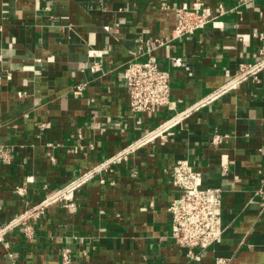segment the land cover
<instances>
[{
    "label": "crops",
    "instance_id": "0c3cea01",
    "mask_svg": "<svg viewBox=\"0 0 264 264\" xmlns=\"http://www.w3.org/2000/svg\"><path fill=\"white\" fill-rule=\"evenodd\" d=\"M168 1L223 13L174 37L157 0H0V264H63L64 249L68 264H264V64L236 77L240 64L264 63V0ZM156 37L170 39L152 54L174 104L133 112L124 67ZM176 112L170 134L96 167ZM214 131L229 135L213 145ZM181 158L221 190L222 237L193 256L167 210ZM86 171L69 198L49 200Z\"/></svg>",
    "mask_w": 264,
    "mask_h": 264
},
{
    "label": "built area",
    "instance_id": "2783aa9c",
    "mask_svg": "<svg viewBox=\"0 0 264 264\" xmlns=\"http://www.w3.org/2000/svg\"><path fill=\"white\" fill-rule=\"evenodd\" d=\"M239 1L241 4H245L252 0ZM157 5L160 9L172 13L174 18L172 36L174 37L191 35L198 28L209 22L216 23L214 19L217 15L223 13L221 5H218L216 9L217 14L214 15L210 7L199 2H194L191 5L187 3L174 5L168 0H157ZM169 41V37L154 38L149 42L144 59L139 60L136 57L125 65L123 76L126 85L128 107L131 111L154 113L161 108L173 107L169 72L158 66L156 57L152 54L153 49ZM260 54L263 57L262 59H264V47H262ZM171 60L174 65L181 64L179 57H172ZM96 64V62H93L90 69L94 70ZM263 64V62L240 64L236 77H243L248 74L256 77V70ZM85 84L84 82L77 83L74 87L75 93L81 94ZM178 115L179 112H176L171 118L164 119L150 131L147 137L123 149L120 153L110 156L106 162H100L96 167L126 160L128 152L134 146L150 140L153 136L160 135L163 137L166 134H170V128L178 119ZM40 126H43V124ZM228 135L227 132L214 131L210 137V141L213 145H218ZM6 151L0 146V158L5 160L9 158V154ZM225 168L224 165L223 169ZM89 175L90 171L84 172L71 186L61 189L49 200H53L59 196L69 198L71 196L70 189ZM169 175L173 187L179 191L178 195L172 198L167 207L170 215L172 236L179 246L186 248L188 255L193 256L195 249H204L219 241L222 237L221 190L218 187L202 186L200 173L194 169L186 158L177 159L170 168ZM47 203L48 201H43L35 209L41 208ZM68 205L73 206L74 203L72 202ZM19 222V220L13 219L11 226ZM21 230L27 236L32 234L31 225L28 223H22ZM1 234L0 231V238ZM61 257L63 264L69 263L70 254L68 249L62 250ZM227 263V258L218 257L216 259V264Z\"/></svg>",
    "mask_w": 264,
    "mask_h": 264
}]
</instances>
